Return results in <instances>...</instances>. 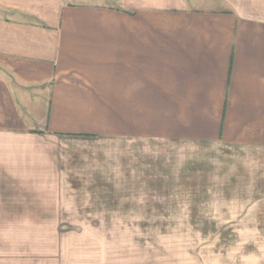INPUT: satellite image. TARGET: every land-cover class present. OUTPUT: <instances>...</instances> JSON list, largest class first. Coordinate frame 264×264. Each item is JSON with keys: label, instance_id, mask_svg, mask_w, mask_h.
Here are the masks:
<instances>
[{"label": "crops", "instance_id": "crops-1", "mask_svg": "<svg viewBox=\"0 0 264 264\" xmlns=\"http://www.w3.org/2000/svg\"><path fill=\"white\" fill-rule=\"evenodd\" d=\"M86 1L0 0V264H54L68 189H185L152 146L264 156V0Z\"/></svg>", "mask_w": 264, "mask_h": 264}, {"label": "rangeland", "instance_id": "rangeland-1", "mask_svg": "<svg viewBox=\"0 0 264 264\" xmlns=\"http://www.w3.org/2000/svg\"><path fill=\"white\" fill-rule=\"evenodd\" d=\"M152 148L150 154L176 150L186 158L181 170L191 171L192 182L185 189H89L92 196L68 189L70 209L60 211L65 224L37 226L52 228L54 264H264L262 153Z\"/></svg>", "mask_w": 264, "mask_h": 264}]
</instances>
